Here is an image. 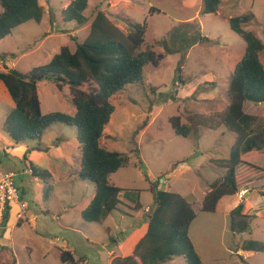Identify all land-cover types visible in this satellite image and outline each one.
Returning <instances> with one entry per match:
<instances>
[{
	"label": "rangeland",
	"instance_id": "rangeland-1",
	"mask_svg": "<svg viewBox=\"0 0 264 264\" xmlns=\"http://www.w3.org/2000/svg\"><path fill=\"white\" fill-rule=\"evenodd\" d=\"M72 1L41 0L46 13L42 22L29 21L0 41V57L5 59L2 63L26 75L46 65L64 46L75 51L76 42L86 39L98 10L125 33L135 25L146 24L143 50L166 56L159 67L150 64L144 68L143 84L128 86L111 99L115 112L101 146L127 155L129 163L110 177L112 185L122 188L124 204L105 224L101 223L104 225L87 223L78 212L91 202L95 185L76 174L71 178V172L80 168L81 159L76 127L55 124L40 142L13 143L19 145L14 150L10 146V150L0 148L5 170L16 174L18 185L27 192L31 212L40 216L38 223L24 222L21 227L3 226L0 219V264H62L58 247L73 248L76 258L86 257L90 264H110L109 251L116 247L113 241L123 240L147 221L146 209L155 206L159 190L179 193L200 210L211 184L225 174V169L211 160L229 159L236 134L225 126L211 129L202 125L184 138L176 135L170 119L181 116L182 125H188L189 115L216 120L230 104L229 82L246 52L245 42L230 29L231 18L252 11L255 19L246 29L264 43V0H222L217 14L210 15L201 14L202 0H89L84 12L87 21L81 26L64 19L63 11ZM260 59L264 65V53ZM38 94L43 113L74 114L69 87L60 91L53 81H44L38 86ZM244 112L253 126L261 124L259 128H264V105L245 102ZM50 143H55L54 149L44 152ZM31 151L42 152L35 157L38 170L53 173L47 199L40 197L35 177L24 173V158ZM60 156L67 157L68 166L57 159ZM251 162L264 169V153L256 154ZM38 181L44 187V181ZM260 187L264 189V180L250 183L252 190L247 197L241 194L250 216L249 232L231 231L228 208L234 207L232 199L222 202L214 213L197 211L189 236L204 264H264V252L239 250L245 240L264 242ZM138 199L142 208L136 211L132 205ZM66 205L71 207L64 212ZM48 209L54 216H46ZM61 215L63 220L59 219ZM64 223L73 228H64ZM39 226L46 232H40ZM32 248L37 250L31 255ZM47 248L50 250L46 253ZM44 254L45 259H40ZM159 264L186 261L175 257Z\"/></svg>",
	"mask_w": 264,
	"mask_h": 264
},
{
	"label": "trees",
	"instance_id": "trees-1",
	"mask_svg": "<svg viewBox=\"0 0 264 264\" xmlns=\"http://www.w3.org/2000/svg\"><path fill=\"white\" fill-rule=\"evenodd\" d=\"M88 4L89 0H73L63 11L65 21L85 24L84 12ZM221 4L222 0H202L201 14H217ZM0 5V41L29 21L40 24L46 14L41 0H0ZM254 19V13L248 11L229 20L230 29L245 42L246 52L230 79V104L225 111L218 114L216 120L189 115L188 125H182L181 116L170 119L176 135L184 138L202 125L211 129L225 126L233 131L236 140L229 159L211 160L224 168L225 174L211 184L200 210L179 193L157 191L155 206L148 214L145 236L131 255L115 257L112 264H159L175 257H184L186 264H204L189 236L197 211L214 213L222 202L250 190V183L264 180V169L251 162L256 154L264 153V128H259L261 124L253 126L251 118L244 112L245 102L264 105V65L260 59L264 43L246 29ZM146 29V24L135 25L125 33L105 12L98 10L86 39L76 42L75 51L68 46L62 47L46 65L33 69L30 74L8 69L5 62V70H0V81L15 104L6 117L4 132L15 144L27 140L40 142L45 131L55 124L77 128L81 150L79 177L95 185V195L81 214L87 223H103L124 204L121 199L123 190L110 183V176L126 167L129 157L106 150L101 146V140L115 112L112 97L128 86L143 84L144 68L150 64L159 67L165 59L163 53L143 50ZM0 60L5 59L0 57ZM44 81H53L60 91L69 87L77 109L75 115L42 112L38 86ZM24 159L27 160V156ZM30 169L34 177L44 181V195L47 197L51 191L50 173L38 170L33 164ZM259 190L264 197V189L260 187ZM139 200L132 209L138 211L142 208ZM9 211L10 206H7L2 217L3 226L9 222ZM229 216L233 233L250 231V216L246 214L244 201ZM239 250L263 253L264 242L245 240ZM60 260L63 264L82 262L69 251H61Z\"/></svg>",
	"mask_w": 264,
	"mask_h": 264
},
{
	"label": "crops",
	"instance_id": "crops-1",
	"mask_svg": "<svg viewBox=\"0 0 264 264\" xmlns=\"http://www.w3.org/2000/svg\"><path fill=\"white\" fill-rule=\"evenodd\" d=\"M78 26H81V25H78ZM89 30H90V28H89ZM0 70H5L4 69V64L2 63V61H0ZM0 87L2 89V92L0 93V111H1V114H0V148L3 149L2 146H6L8 148V150H10V147L13 148V150H14L15 147H18L20 144L17 145V146H15L13 144L14 142L12 140H11L12 141L11 142L9 140L10 138L9 139L7 138L6 133L4 132V123H5L6 117L15 108V104L12 101V99H11V97H10L8 91H7V88H6V86L4 85V83L2 81H0ZM76 112H77V109H75L73 111V113H74L73 115H75ZM43 137H44V135H43ZM42 140H43V138H42ZM49 142H53V140L50 139ZM54 144L55 143H50V145H47L46 150L45 151L43 150V151L44 152H47V153L51 152V150L54 149ZM79 149H80V144H79ZM25 152H24V154H25ZM80 152H81V150H80ZM28 154H29V156H27V160L24 161V165H25L24 173L25 174H29V175H33L32 174V170L30 169V165L33 164L36 167V165L34 163L35 162V157L38 156V155L39 156H42V152L37 153V152H34V151L32 152L31 151V153H28L27 152V155ZM57 159L59 161H61L62 163H64L65 165L68 166V162L66 160L67 159L66 156H60V158H57ZM79 163H80V168L79 169L78 168H76L75 170L72 169L76 173L75 172H71V178H73L75 174L79 176V171L81 169V159H80V162ZM0 171L14 173V172L5 170V167H4V164H3L2 160H0ZM46 172H49L50 173L51 179H52L53 173H51L50 171H46ZM114 174H116V173H114ZM114 174H112V175H114ZM38 179H39L38 177H35V181L37 182V185L36 186H37L39 192L41 191L40 192V197L42 199H43V197H44V199H47L50 196V194L47 197H45V195H44V187L41 185V183L38 181ZM79 179H80V177H79ZM15 180H16V184H17L18 191H19V197H20V199H19V203H12L10 205L8 225H10V227H14V226L21 227L24 222H30V223H33L34 222L35 224L38 223L39 220H40V216L38 214H36L35 212H31V207L29 206V202L26 199L27 192H26V190H24L22 187H20L18 185L16 178H15ZM110 182H111V179H110ZM251 190L252 189L246 190L244 192H247V191L251 192ZM42 192H43V194H42ZM93 197L91 198V200L93 199ZM121 199H122V197H121ZM229 199H232V201H234L233 202L234 207H229L228 208V214L230 215V212L242 201L241 194H239V195H237V196H235L233 198H229ZM229 199H227L226 201H228ZM238 199H240V200H238ZM14 205H15V208H13ZM132 206H134V205H132ZM69 207H71V206L66 205L65 208H64V212H67V210L69 209ZM85 209L79 210L78 211L79 214H82V212ZM38 211L43 212L42 209H39ZM45 211H46V216H50V215L51 216H54L50 212V209L45 210ZM146 213H147V221L143 222L140 225V227H137L131 233L127 234V237L124 238L123 240L122 239H119L117 241H113L116 247L113 250L109 251L108 257L110 258V264H112V261H113V259L115 257H118V256H120V257H126V256L131 255L134 252L135 246L145 236V234L147 232V228H148V214H149L147 212V209H146ZM63 218H64V215H61L59 217L60 220H63ZM0 219H1V222H2V217L1 216H0ZM103 223L105 224V221ZM95 224H97V223H95ZM104 224H99V225H104ZM63 226H64V228H68V229H72L73 228L72 225H68L66 223H64ZM38 229L40 230V232H44V233L46 232V229H44L43 226H39ZM42 238H44V237H42ZM56 239H57V237H56ZM0 241H1V239H0ZM65 244H66V246H69L68 243H65ZM2 246L4 247L5 245L2 244ZM9 246H12V245L10 244ZM57 247L58 246H56V248ZM58 248H59L58 249V258L59 259H60V253H61V251H69V252H71L74 255V257H75L76 260H82V262L80 264H90L89 260L86 257H80L79 259L76 258L75 252H74L73 248L72 249H69L68 247H66V248L63 247L62 249H61V247H58ZM8 250H10L9 252H13V250H11L10 247L8 248ZM36 250H37L36 248L35 249L32 248V249L29 250V253H31V255H32L33 251H36ZM48 250H50V248H47L46 249V253L48 252ZM117 251L120 252L119 255H116V252ZM45 254L40 259H45V256H46ZM61 263H62V261H61Z\"/></svg>",
	"mask_w": 264,
	"mask_h": 264
},
{
	"label": "built area",
	"instance_id": "built-area-1",
	"mask_svg": "<svg viewBox=\"0 0 264 264\" xmlns=\"http://www.w3.org/2000/svg\"><path fill=\"white\" fill-rule=\"evenodd\" d=\"M16 175L0 171V216L3 217L5 209L12 203H19V191L16 184ZM244 193V192H242ZM151 209H147L149 213ZM1 250V248H0Z\"/></svg>",
	"mask_w": 264,
	"mask_h": 264
},
{
	"label": "water",
	"instance_id": "water-1",
	"mask_svg": "<svg viewBox=\"0 0 264 264\" xmlns=\"http://www.w3.org/2000/svg\"><path fill=\"white\" fill-rule=\"evenodd\" d=\"M250 194V192H245L244 195H246V197Z\"/></svg>",
	"mask_w": 264,
	"mask_h": 264
},
{
	"label": "clouds",
	"instance_id": "clouds-1",
	"mask_svg": "<svg viewBox=\"0 0 264 264\" xmlns=\"http://www.w3.org/2000/svg\"><path fill=\"white\" fill-rule=\"evenodd\" d=\"M244 193H245V192H244ZM244 193H243V194H244ZM10 205H11V204H10ZM10 205H9V206H10Z\"/></svg>",
	"mask_w": 264,
	"mask_h": 264
}]
</instances>
